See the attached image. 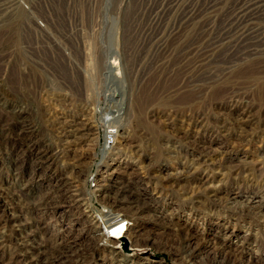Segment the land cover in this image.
<instances>
[{
  "label": "rangeland",
  "instance_id": "rangeland-1",
  "mask_svg": "<svg viewBox=\"0 0 264 264\" xmlns=\"http://www.w3.org/2000/svg\"><path fill=\"white\" fill-rule=\"evenodd\" d=\"M238 2L0 0V264H264V23L225 38Z\"/></svg>",
  "mask_w": 264,
  "mask_h": 264
},
{
  "label": "bare ground",
  "instance_id": "bare-ground-1",
  "mask_svg": "<svg viewBox=\"0 0 264 264\" xmlns=\"http://www.w3.org/2000/svg\"><path fill=\"white\" fill-rule=\"evenodd\" d=\"M264 23V0H239L237 3L234 11L232 12L231 16L228 18L226 22L225 29L223 30V36L225 38L231 36V32L234 30L240 31V34L243 35L245 29L248 27L254 28L256 24ZM114 63H117L116 58L113 61L108 63L106 66V76L109 79V95L107 100L115 101L119 108L116 111H108L105 112L103 115L102 120L104 121L105 128H104V142L102 143V149L109 148L111 145V141L109 140L110 137L118 131L119 125L118 121L121 118V109L123 107V95L122 91L124 90L123 80L119 79L118 76H122V70L119 71V68L114 67ZM116 65V64H115ZM113 86V88H112ZM116 107V106H115ZM114 110V109H113ZM86 126V125H85ZM117 134V133H116ZM109 138V139H108ZM108 140V144H107ZM102 153V152H101ZM89 186L87 188L90 196H94V190ZM87 194V193H86ZM105 209V208H104ZM93 211V210H92ZM92 211H89L90 214L93 216V221H99V218L96 214H93ZM101 212L100 214L105 218H112L110 215L112 213V209L108 208L106 211ZM124 220H119L118 218H112L107 221V231L102 233L100 237L110 243L112 247L116 249H120L121 252L125 255H131L127 250H129L130 244L125 239V234L129 231V223ZM105 224L104 221L101 222V225ZM126 249V251H125ZM134 252V249H133Z\"/></svg>",
  "mask_w": 264,
  "mask_h": 264
}]
</instances>
